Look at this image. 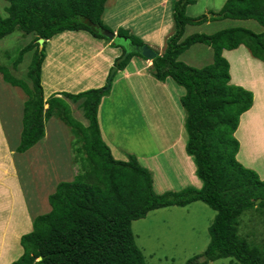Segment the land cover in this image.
Here are the masks:
<instances>
[{
	"label": "trees",
	"instance_id": "16d2710c",
	"mask_svg": "<svg viewBox=\"0 0 264 264\" xmlns=\"http://www.w3.org/2000/svg\"><path fill=\"white\" fill-rule=\"evenodd\" d=\"M4 1L6 16L0 17V40L16 30L33 36L12 64L16 69L25 54H31L26 71L30 84L0 64L3 81L26 95L15 151L25 153L36 145L45 136V121L57 118L69 127L81 143L78 151L84 153L72 180L60 181L47 196V212L33 217L32 230L20 237L22 254L10 264H146L136 245L132 222L156 209L196 202L207 205L215 216L207 227L206 249L185 264H208L221 258H231L234 264H264V242H248L238 234L241 214L264 208V179L236 160L239 142L234 133L241 115L252 107L253 93L230 83L229 63L222 55L223 50L242 45L264 66V0H226L220 12L210 18L186 15V8L196 0H172L174 30L165 41L164 52L152 60V75L158 81L170 78L184 89L179 103L185 111V150L195 163L201 187L188 186L161 194L155 193L150 171L135 156L115 159L101 137L98 107L110 92L117 72L109 89L104 85L76 94L51 95L46 102L43 98L41 71L46 43L65 32L79 31L110 40L95 28L112 32L102 23L107 0ZM221 18L252 19L263 31L229 28L183 38L187 25ZM116 34V39L130 47L145 45L126 29L118 28ZM39 39L44 42L40 44ZM195 44L212 48L210 64L195 68L179 60ZM110 45L121 48L122 54L127 51L115 39ZM132 56L143 58L139 52H129L120 63H116L119 57L115 60L116 69H124ZM66 99L80 101L78 107L87 126L72 116ZM44 104L48 105L46 109Z\"/></svg>",
	"mask_w": 264,
	"mask_h": 264
},
{
	"label": "rangeland",
	"instance_id": "374dc122",
	"mask_svg": "<svg viewBox=\"0 0 264 264\" xmlns=\"http://www.w3.org/2000/svg\"><path fill=\"white\" fill-rule=\"evenodd\" d=\"M225 1L196 0L194 4L186 8V15L191 18L206 15L210 18L213 13L220 12ZM168 2V0H107L104 17H102L106 20L104 22L102 19V23L112 30L116 29L115 25L119 22L124 23V26H131V30H133L132 28H136V24L139 28L144 27V29L149 28L150 30L155 28L154 25L159 24L158 22L160 20L158 16L160 11L154 13V15L151 14L150 18L147 15L141 16L140 14L145 13L148 5H154L156 3L155 8L162 10V23L167 24L165 22L170 18ZM6 5V1L0 0L1 18L6 16ZM111 13L113 15L109 16ZM170 20L172 25V19ZM229 28H244L254 33L263 31V28L252 19L237 20L221 18L208 20L199 25L186 26L183 38L195 33L214 34ZM134 31L136 30L134 29ZM73 34L80 35L78 32H74ZM66 36L67 34H62L60 37L57 36L58 38L55 37L46 43L45 62L47 59V62L50 61L52 56L54 57L60 54V47L68 41ZM32 39L33 36L24 35L22 32L16 30L0 40V64L6 66L13 76L26 80L29 84L30 81L26 77V71L30 63L31 54H25L22 62L17 65L16 69L12 67V64L17 58L19 50L29 44ZM88 39L92 40L91 37H88ZM115 40L125 47L129 46L122 39ZM63 41L65 42L61 44ZM71 41L70 47L73 46L72 50H75L76 46L80 45L76 53H83L84 51L87 53L91 49L86 46L87 44L84 40L81 38L78 39L77 36H72ZM238 49L243 52L246 48L240 46ZM230 56L231 54L228 53L226 59L234 67V78L240 80V75L236 69L246 68L247 65H237V60ZM250 58L253 60L251 56ZM179 60L192 67L202 68L212 62L213 51L211 47L203 44H195L187 49L180 56ZM61 63H58L59 66H61ZM66 67H69L68 64H66ZM114 67L116 68V66ZM110 72L111 69L107 77ZM142 74L149 75L150 73ZM46 75H48L47 72L43 71L41 85L45 102L49 96L58 94L49 92L48 85L51 80L49 75L48 79H46ZM152 76L149 75V77ZM107 79L104 85H107ZM64 80H60L59 83ZM130 81L129 83L123 79L116 85L112 83L110 93L105 96L101 109L103 111V114H101V124L104 137L111 144L110 147L112 150L113 148L117 150H113V157L117 160H126L128 155H133L136 158L140 157L139 160L142 162L139 163L150 170L156 194H161L165 191L178 192L188 186L194 187V184L188 179L190 175H184L181 171L184 167V171L190 174L193 169L194 173L192 174L195 175V163L185 150L186 133L184 126L179 129L180 120H176L178 112L180 111L178 105H176L178 97L177 90H181L184 95V89L170 79L169 85H167L168 87L166 85L160 86V82H154L152 79H142L141 76L132 77ZM66 85V83H62L60 86L61 89L65 92L76 94L73 89H70ZM25 99L26 95L24 92L19 87L5 83L0 74V122L6 137V147L8 151H13L11 158L14 161L16 177L19 179V187L23 192L26 203L24 202L22 194L21 198L25 212L30 219L26 221V223H29V230H27V225H23V231H27L20 234L15 244L20 253L11 250L8 252L7 257L1 258V260L6 259V262L3 263L0 260V264H10L19 258L22 254L20 237L32 230L33 217L47 212L49 209L47 196L49 195L48 193L54 191L56 184L60 181H68L67 179L72 180L73 176L76 175L80 169V158L84 155L83 152L78 151L81 143L76 140L69 127L57 118H51L45 121V135L47 139L40 140L37 143L39 147H35L25 153H17L15 148L19 142L22 107ZM66 101L69 102L72 116L87 126L88 121L84 118L81 108L78 107L80 101L76 103L70 99H66ZM47 107L48 105L44 104V109ZM257 107L258 102H256L255 108L250 113L252 117L248 114L242 121L237 136H242L244 131L245 136L241 138L243 147L238 152L239 155L236 160L245 168L253 170L263 180L264 160L254 164L260 168L258 169L254 167L250 168L241 158L244 152L248 155L253 152L246 137L248 136L249 127H251V122L254 118L253 116H255L254 112ZM156 109L157 111H155ZM181 112L184 114L182 108ZM160 118H163V120ZM179 137L181 138L182 151L180 145H178L174 148L175 153L173 154L168 148ZM36 151L37 155L35 156ZM183 155V162H187V166L184 163L183 165L186 167H182V164H179V161H182L180 157ZM144 158H148L149 160L143 161ZM187 158H190L193 167ZM173 162H176V165ZM196 179L198 178L196 177ZM199 182L201 183V181ZM168 185L169 187H167ZM162 187L167 188L162 189ZM0 189L7 190L2 184H0ZM11 189L15 190L13 186H11ZM19 192H21L20 189ZM8 199L10 200V197L7 194H0V238L9 216L7 212L10 213L11 210L12 204L6 210ZM214 216L215 211L202 202H196L195 204L184 207L170 206L148 212L144 218L133 221L131 229L136 245L141 249L146 264H185L188 259L201 254L206 249L209 242L207 227L212 222ZM238 234L248 242L262 244L264 242V208H253L241 214L239 217ZM2 248L3 246L0 241V250ZM208 264H234V261L231 258H221L211 261Z\"/></svg>",
	"mask_w": 264,
	"mask_h": 264
},
{
	"label": "crops",
	"instance_id": "0c3cea01",
	"mask_svg": "<svg viewBox=\"0 0 264 264\" xmlns=\"http://www.w3.org/2000/svg\"><path fill=\"white\" fill-rule=\"evenodd\" d=\"M168 1H169L168 6L170 9L169 10L170 18L168 19V21L165 22L167 24L162 23V20H163L162 10L160 9L157 10V8H155L156 5L158 4L157 2V4L154 3V5H148L147 6L148 9L145 11V13L140 14L141 16L147 15L150 18L151 14L154 15V13H158V11H160V14L158 16L160 21L158 22L159 24L154 25L155 28H152L150 30L149 28L144 29V27L139 28V26L136 24L135 26L136 28H132L133 30H131V26H124L125 25L124 23L122 24L121 22H119L115 25L116 29L114 30H112L111 28L110 29L113 31L115 37L117 35L116 31L119 27L130 31L132 35L138 37L145 45H147L149 48L154 50L158 55H161L165 49L166 39L168 38V36L172 34L174 30V24H173V19H172V9H171L172 0H168ZM160 7H161V3H160ZM105 9H106V4H105ZM111 15L113 14L112 13L109 14V16ZM170 19H172V25H171ZM103 20L105 22L106 19H103ZM187 26H190V25H187ZM134 29L136 31H134ZM71 33H63L64 35L67 34L66 39L68 41L64 43L66 41L65 40L61 43V44L63 43L64 44L60 47L61 48L60 54L59 55L57 54L54 57L52 56L50 61L47 62L48 60L47 59L46 62L44 61L42 64V72L46 71L51 80L49 82L50 84L48 85L49 86L48 88L50 89L49 91L50 93L65 92L60 87L62 83H66L67 84L66 86L69 87L70 89H73L75 93H79V92H82V91H85L91 88H99V87L104 86V82H106L108 72L110 71L112 67H114L115 60L123 53L121 48L112 47V45H110L112 43L110 40L96 39V38H93L88 33L82 32V31L78 32L80 35H77V34L74 35L73 34L74 32H71ZM61 35H59L58 37H60ZM72 36H77L78 39L81 38L82 40H84L85 43L87 44L86 46H88L91 49L87 53L85 51L83 53H76V50H79L80 45H77L76 49L72 50L73 46L70 47V43L72 42L71 41ZM88 37H91L92 40H89ZM65 44H67V46H65ZM238 48L234 50H223L222 55L226 59L227 54L230 53L231 54L230 57L237 60L236 61L237 65L239 66L247 65L246 68L236 69L237 73L240 75V80H238L234 78V73H233L234 67L232 66V64H229L230 83L241 86L245 88L246 90L251 91L253 93V104H252V107L248 111H246L244 114L241 115L238 128L236 129V132L234 133V135L240 143V147L238 150V152H240L243 147L241 138H244L245 131L242 136L239 135L240 137H238L237 134H239V129L241 127L242 121L245 119L244 117L248 114L250 117H252V114L250 113L255 108L256 102H258V107L254 112L255 116H253L254 118L252 119L251 127H249L250 130H249L248 136L246 137L250 147H252L253 152L249 155L246 152H244V154L241 155L243 162L247 164L248 166H250V168L252 167L258 168L254 164L259 161L264 160V66L260 60L253 58L248 52V50L245 49L246 52L245 51L242 52ZM250 56L252 57L253 60H251ZM59 62H62L61 66H59L58 64ZM66 64H68L70 68L66 67ZM151 66H152L151 60L143 59L137 56H132L128 64L124 67V69L116 71L117 73L112 83H115L116 85L119 82H121L123 79L127 80L130 83L131 82L130 79L132 77H137V76H141L142 79L144 78L146 80L152 79V81L156 82L158 80L152 76ZM42 72H41V76H42ZM147 72L150 73L149 75H151L152 77H149V75L142 74V73H147ZM48 75H46V79H48ZM169 79L170 78H167L164 81H158V82L161 83L160 86L162 85L167 86L169 85L168 84ZM60 80H64V81L59 83ZM177 92H178L177 93L178 97H177L176 105H178L180 111L178 112L176 120L178 121L180 120L179 127H178L180 129L181 127L184 126L185 111L179 103L180 98L183 96V92H181V90H177ZM104 98L102 99L98 107V123H99L101 137L104 140V142L108 145V147L111 150V153L113 154V150L115 151L117 150L116 148H113L112 150V148L110 147L111 144H109L106 141L104 134H103L102 124H101L102 123L101 114H103V111L101 109L104 103ZM180 107L183 109L184 114H182ZM43 139H47L46 135L44 136ZM5 142H6V137L2 129V124L0 122V144L5 146V149L8 153L9 158L11 159V163L13 166V171L5 170L4 167L1 165L3 162H5V160L3 157H0V184H2L5 189H7L6 191L4 189H0V190L2 194H7V196L10 197V200L8 199L7 201L8 203H6V210L12 204L10 213L7 212L9 214L7 223L2 230L3 233H1L0 241H1L3 248L0 250L1 251L0 260L1 258L7 257L8 252H10L11 250H13V252L20 253L18 248L15 246V244L18 241L20 234L25 233L30 228L28 226L29 223H26V221H29L30 219L28 218L27 213L25 212L24 205H23L22 198H21V194L23 198H24V195H23L21 188L19 187L20 186L19 179L18 177H16L17 174L14 168V161L11 158L13 151L12 150L8 151ZM178 145H180V147L182 146L180 137L177 139V141H174L168 149L174 154L175 153L174 148ZM35 147H39V146L36 144L29 150ZM181 151H182V147H181ZM35 155H37V151L35 152ZM184 155L180 157L182 161H179V164H182V167L185 165L187 166V162H183ZM238 155L239 153L236 154V158ZM248 156H249V159H248ZM139 158H137L138 161L142 162L139 160ZM187 159L189 163L192 165L190 158H187ZM145 160H149V159L144 158L143 161ZM183 163L185 165H183ZM142 166L145 167L144 165ZM181 171H182V174L184 175H190L188 179L190 180L192 184H194V187L200 188L201 186V183L199 182L200 180L196 179V176L192 174L194 173L193 169L190 174L184 171V167H183V170L181 169ZM262 173L264 174V170ZM67 180H71V179H67ZM17 183H18V186H17ZM11 186H13L15 190H12ZM18 187L21 192H19ZM167 187H169V185ZM167 187H162V189L163 188L166 189ZM24 202H25V198H24ZM192 204H195V203H191L189 205H192ZM23 225L28 226V229L26 231H23V228H24ZM5 260H1V262L4 263L6 262Z\"/></svg>",
	"mask_w": 264,
	"mask_h": 264
},
{
	"label": "water",
	"instance_id": "95a60500",
	"mask_svg": "<svg viewBox=\"0 0 264 264\" xmlns=\"http://www.w3.org/2000/svg\"><path fill=\"white\" fill-rule=\"evenodd\" d=\"M96 30H98L100 33H102L103 35L107 36L110 40H113L114 39V33L113 32H110V31H107V30H100L98 26H95ZM38 42L40 44H42L44 42L43 39H39ZM129 47V48H128ZM127 47V51L122 54V56L120 58L117 59L116 63H120L121 61H123L129 52H139L143 58L147 59V60H153L156 56H158V54L152 50L151 48H149L147 45H143V46H140V47H130V45ZM116 71V68L115 67H112L111 68V72L109 73V76L107 77V85H106V89H109L110 88V83H111V78L113 77L114 73ZM260 200H257V203L259 202ZM40 259V257L38 258Z\"/></svg>",
	"mask_w": 264,
	"mask_h": 264
},
{
	"label": "bare ground",
	"instance_id": "6f19581e",
	"mask_svg": "<svg viewBox=\"0 0 264 264\" xmlns=\"http://www.w3.org/2000/svg\"><path fill=\"white\" fill-rule=\"evenodd\" d=\"M155 111H157V109L155 110ZM152 114V113H151ZM156 119H158V118H156ZM160 119H162L163 120V118H160ZM157 121H159V120H157ZM116 124V123H115ZM154 124V123H153ZM131 125V124H130ZM117 126H118V124H117ZM126 128V127H125ZM155 129V128H154ZM126 130V129H125ZM168 130V129H167ZM127 132V131H126ZM155 132V131H154ZM157 132V131H156ZM155 135H156V133H154ZM124 135V134H123ZM166 135V134H165ZM125 136V135H124ZM163 136V135H162ZM160 140V139H159ZM160 142H161V140H160ZM167 145V144H166ZM36 156V155H35ZM156 156V155H155ZM0 157H3L4 158V160H5V162H3L1 165L4 167V169L5 170H10V171H13V166H12V163H11V159L9 158V156H8V153H7V151H6V149H5V146L4 145H2V144H0ZM169 158H172V157H169ZM172 159H174V158H172ZM165 160V159H164ZM3 161V160H2ZM158 161V160H157ZM173 163H175V165H176V162H173ZM157 164V163H156ZM178 164V163H177ZM171 172V171H170ZM175 182H177V183H179L178 181H175ZM176 186H177V184H176Z\"/></svg>",
	"mask_w": 264,
	"mask_h": 264
},
{
	"label": "clouds",
	"instance_id": "9594fccd",
	"mask_svg": "<svg viewBox=\"0 0 264 264\" xmlns=\"http://www.w3.org/2000/svg\"><path fill=\"white\" fill-rule=\"evenodd\" d=\"M112 32H113V31H112ZM116 38H117V35H116V37L114 36V39H116ZM114 39H113V40H114ZM113 40H110V41H112V42H113ZM120 57H121V56H120ZM120 57H119V58H120ZM115 72H116V71H115Z\"/></svg>",
	"mask_w": 264,
	"mask_h": 264
}]
</instances>
